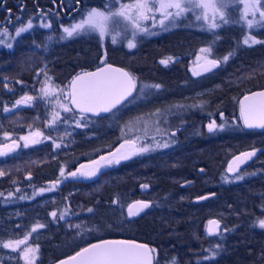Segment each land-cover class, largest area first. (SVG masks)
Segmentation results:
<instances>
[{"label":"trees","instance_id":"16d2710c","mask_svg":"<svg viewBox=\"0 0 264 264\" xmlns=\"http://www.w3.org/2000/svg\"><path fill=\"white\" fill-rule=\"evenodd\" d=\"M99 4L92 3L77 17ZM64 23L51 19L50 27L33 26L16 36L11 47H0V165L27 163L23 173L0 175V264H26L1 243L22 239L36 224L44 227L27 241L39 247L34 264H52L105 238L145 243L154 249L152 264H264L263 257L257 259L264 249L258 240L263 231L255 224L264 210L261 166L248 164L240 179L228 171L231 157L242 151V146L238 151L232 146L233 137L244 129L239 98L264 87V43L244 44V24L236 20L211 28L190 13L158 31L139 34L131 48L93 33L65 38ZM250 33L264 41V25ZM169 57V63H161ZM197 58L209 69L199 75L193 67ZM210 61L219 63L213 67ZM106 64L128 71L139 91L135 88L134 96L110 112L78 113L70 101L71 79ZM45 87L48 96L41 94ZM24 96L34 99L17 105ZM18 111L38 116L41 124L10 123L9 115ZM213 114L223 125L215 135L136 134H141L140 119L157 118L162 124L166 119L164 131L194 118L207 121ZM130 122L134 127L129 135L134 136L120 139V128ZM30 131L40 133L42 140L25 147L22 138ZM124 139L138 149L147 142L149 149L134 153V147L126 159L102 166L92 178L69 176L80 163L112 151ZM50 185L54 188L31 196L35 188ZM136 201L149 202V207L128 216V206ZM63 210L64 223L86 218L108 226L109 232L76 240L57 218ZM209 221H219L218 232L206 231Z\"/></svg>","mask_w":264,"mask_h":264},{"label":"snow or ice","instance_id":"6c2138e0","mask_svg":"<svg viewBox=\"0 0 264 264\" xmlns=\"http://www.w3.org/2000/svg\"><path fill=\"white\" fill-rule=\"evenodd\" d=\"M260 0H246L244 4V13L241 17L248 27L256 25H264V10L259 7ZM227 7L225 0H134L133 3L123 4L121 7L113 12L111 10L105 11L98 8H93L87 12V15L79 23L74 24L71 27H65L63 32L66 34L65 38L79 35L81 32L95 31L98 32L101 37L106 35L110 26L113 23H118L117 17L122 18L127 23L131 24L134 28L140 29L141 31H147V29L141 28V21L149 18L155 20V15H150L155 12L161 14L160 24H164L165 20H175L185 13L192 11H199V15L196 19L206 20L210 22L211 28H217L220 25L216 23L217 18L222 22L226 23V12ZM249 13H251L254 19H248ZM259 16V19L255 17ZM32 27L31 21L25 27H21L17 30L16 35L19 36L22 32ZM44 27H50L49 24H45ZM257 44L264 43V41L257 40L255 37H246L244 44ZM11 47V45H9ZM129 47H135L134 44L129 43ZM201 51H208L202 49ZM231 55V54H230ZM172 58L162 60L161 63L167 64ZM228 56L224 57L226 61ZM211 66L215 67L219 61H210ZM208 71V68L204 69ZM199 75V72H195ZM159 87V85H156ZM136 88V79L129 72L124 69L114 68L110 64H106L105 67L98 68L95 72H83L77 74V76L70 82L69 96L71 98V104L75 108L80 109V112H110L116 108L117 105L121 104L127 97L132 95V92ZM41 94L48 96L50 89L45 87L41 88ZM34 98L31 96H24L16 102L17 105L28 104ZM66 111H73L72 108H65ZM8 111V109H5ZM240 115L243 119L245 126L249 128H264V91L252 93L251 96H245L244 100L240 102ZM79 124V122L77 121ZM223 128V125H216L215 121L208 125L209 132L215 131L216 128ZM7 135V133L5 134ZM41 135L40 133L32 134L33 138L23 137L25 140V147L29 143H39L35 136ZM167 147V145H163ZM7 147V146H5ZM56 147H60L59 144ZM123 147V145H122ZM8 151H12V148H8ZM119 151V150H117ZM136 151L143 152L147 151L146 148L137 149ZM0 152V155H3ZM134 154V153H133ZM255 155V151L242 153L241 157L244 159L250 158ZM241 157H236L235 160L239 163L235 167L229 166V172H235L240 163L244 160ZM126 156H122L114 159H106L100 157L99 161H92L96 167L87 173H80L81 175L94 176L100 167L119 163L120 159H126ZM81 165V168H84ZM77 172H80L78 169ZM0 175H4L0 172ZM63 176V169L61 170ZM77 173H69V176H76ZM238 179L242 177H237ZM59 181H57L58 183ZM144 187H147L145 185ZM50 189H41L40 191H48ZM2 195V194H0ZM11 195V193H10ZM24 197H21L23 199ZM203 199V198H202ZM149 207V202L136 201L134 204L128 206V216H136L141 211ZM88 211H92L89 209ZM53 217H56V213H51ZM61 218H63L61 216ZM209 224L213 227L209 231H215L219 229V221H209ZM261 228H264V219L258 221ZM44 225L37 224L34 226L28 234L22 240L8 241L3 243V247L11 248L13 250L20 249L21 245H26L32 232H35L38 228H42ZM227 230V229H225ZM38 245L35 248L31 246H25L21 249L26 264H34L36 253L38 252ZM154 249L149 248L146 244H138L135 241H116L106 240L101 241L98 244H91L86 248L81 249L76 253L74 257H69V261L74 264H152L151 254ZM60 264H69L68 261H61Z\"/></svg>","mask_w":264,"mask_h":264},{"label":"rangeland","instance_id":"374dc122","mask_svg":"<svg viewBox=\"0 0 264 264\" xmlns=\"http://www.w3.org/2000/svg\"><path fill=\"white\" fill-rule=\"evenodd\" d=\"M133 2H134V0H130V1H127V2H122V1L118 0L116 3H114L111 0H105L104 3H100L97 6L93 5L92 7H89L84 12L83 15H79L78 17H76L74 19L65 20V23L62 24V31H63V29L65 27H71L74 24L79 23L82 19H84L86 17L87 12L90 11L91 9H93V8H98V9H102V10H105V11L111 10V11L115 12L121 7V5L130 4V3H133ZM225 2H226V5H227V7L225 8L226 20L233 19V20L238 21L241 24H244V28H245L244 38L253 37L251 35V33H250V30L253 27H257L258 25L254 24L253 27L249 28L247 23L244 20L241 19L242 15L244 13V4H245L246 0H225ZM261 3H263V0H260L259 7H260L261 10H264L262 8V6H261ZM188 13H190L193 16V18H196L200 14L198 10L197 11L188 12ZM150 15H155L156 19L153 20V19L149 18L147 20H143V21L140 22L141 23V28L147 29V31H141L140 29L134 28L131 24L127 23L122 18L117 17L116 19L119 22L118 23H113L110 26L109 32L106 35H104L103 37H101V35L98 32H95V31H88V32H81V33H93V34H96L102 40L106 39V40L110 41V44H112V45H117V43L122 41L125 44L126 47L130 48L129 47V43L133 44L134 37L135 36L137 37L139 35V33H147V32H151V31L154 32L153 29L158 31L159 26L162 25V24L159 23V20L161 19V14L159 12H155V13L150 14ZM42 16H43V14H40L39 16H35V18H33L32 20H28L27 22L25 21L24 23H21V22L19 23V21H16V22H11L9 25H7L8 27L7 26H5V28L1 27V29H0V47L7 48V47H9V45H12V42L14 41L15 37L17 36L16 35L17 30L19 28H21V27H25L28 24L29 21H31L32 27L33 26H44L45 24H48L49 19L48 18H45V19L43 18L42 19ZM248 19H254L252 17L251 13H249ZM255 19H259V16L257 15V17H255ZM174 21L175 20H171V19L165 20L163 26L167 27L169 25H172L174 23ZM199 21L203 25H205L206 27H210V22L209 21H206V20H203V19H200ZM220 22H221V20L219 18H217L216 23L219 24ZM151 28H152V30H151ZM62 36L65 37L66 34L64 32H62ZM32 59H33L34 63L39 62V59H34V58H32ZM196 62L199 63V65L203 64V61L200 60L199 58L196 59ZM136 89H137V87H136ZM138 91H139V88L137 89V92ZM137 92H136V95H137ZM133 96H134V94H133ZM8 120H9L10 123L14 122V123H25V124H28L32 120H34V121L38 122V125L41 124V121H39L38 116L32 115V114L26 116L24 113H21L20 111L11 113L9 115ZM137 121H138V119H135L134 122H137ZM165 121H166V119L163 121V124H162L161 121L159 119H157V118H154V119H140L139 123L137 124V127L139 128V131L141 132V134H139L137 132H136V134H138V136H140V137H143L144 135H153V134H156V133H160L161 134L163 132L165 134H168L169 131H170L169 128H166L163 131V127H162V126H165V123H164ZM133 127H134L133 122H130V124L126 125V127H124V129L120 128V131H119L120 135L118 137H120V139H122V138H125V137L132 136V135H129V134L132 133L130 130ZM34 133H38V132L30 131L27 134H25L23 137L33 138L32 134H34ZM142 133H146V134H142ZM34 138L38 139V140L39 139L42 140V136L41 135L35 136ZM133 140L135 141V139H133ZM12 141L13 140H10L9 142H12ZM14 143L18 144V140H14ZM23 144L25 145V140L24 139H23ZM29 144H32V143H29ZM134 147H135V151H134V153H135L136 150L138 149V144L136 143ZM124 148H122L120 150V157H122L123 154L126 152L124 150ZM142 148H146L147 150L149 149V146H148L147 142H144L142 144ZM132 149H133V147L130 148V149L128 148V153H131ZM242 153L243 152H241L239 154L236 153L235 155H233V157H231V159H230V165L235 167L236 164L239 163L238 161L235 160V158L239 157ZM118 155H119V153H118ZM118 155H115L114 157L118 158ZM250 159L251 158H247V159H243V160H244V162H246V161H249ZM244 162L239 164L238 169L234 172L235 173L234 176L240 177L241 175H243L245 173V172L241 171L242 172L241 174L236 175L237 174L236 172L240 168H243V166L245 165ZM26 169H27V163H26V161H23V160H22V162L20 161V162H16V163H13V164L11 163V164H2V165H0V172H3V173L6 172V173H9V174H20L19 171H21L23 173V171L26 170ZM237 177H235V178H237ZM52 188H54L53 185H50L49 187H47V189H50V190ZM41 189H46V188H43V187L35 188L32 191L31 196H35V195L41 194L42 193L40 191ZM43 192H45V191H43ZM65 215H66L65 214V210H63L57 216V218L63 223V226H64V228L66 230H70L71 231L73 237H75L76 240H78L80 238H81V240L82 239H87V238H89V237H91L93 235H95V236L105 235L107 232H109L110 228L108 226H98V224H93V223H91V221H89L86 218H79V219H76L74 221H66L64 223ZM61 216L63 218H61ZM36 225H33L31 227V229L34 226H36ZM212 227L213 226L210 225L209 222H208L206 224V226H205V229H206L207 232H210L209 229L212 228ZM24 237H25V235L23 237H21V238L23 239ZM22 239L18 238V239L5 240V241H3L1 243V245L3 246V243H6L8 241H17V240H22ZM26 245L27 246H31L27 242H26ZM26 245H21L20 249H19L20 250L19 252H17V250H13L11 248H7V249H10L11 252H16L17 255H18V259H20L21 262H25V259H24V256H23V253H22L21 249H23ZM56 249L58 250V247Z\"/></svg>","mask_w":264,"mask_h":264},{"label":"flooded vegetation","instance_id":"af4514ba","mask_svg":"<svg viewBox=\"0 0 264 264\" xmlns=\"http://www.w3.org/2000/svg\"><path fill=\"white\" fill-rule=\"evenodd\" d=\"M104 1L105 0H0V29L1 27L5 28V26L9 25L11 22H27L28 20H32L33 18H35V16H39L40 14H43L42 19H49L48 23L51 21V19H55L57 21L70 20L77 17L82 9L84 10L87 6H91L92 3H104ZM111 1L116 3L118 0ZM193 67H196L198 69L196 71L200 72L204 70L206 66L196 63L195 65H193ZM238 107V118L241 125L243 126L239 103ZM172 115L173 113L171 114V116ZM170 117L167 119L169 120ZM213 121H215L216 125L219 126L218 117L216 116V114L208 117L207 121L201 120L198 122L194 118L192 122H188L186 126L181 125L179 127H175L171 129L169 133L176 137L185 138L203 135L205 133L209 135H211L212 133L213 135H215V131L209 132L208 130V125ZM189 127H192L190 131ZM243 128L244 129L242 131H240L233 137L232 146L235 150H237L239 146H242L239 151L237 150L238 152H240L241 150L243 151V153L255 151V155L250 157L251 159L245 166H243V168H240V172L246 169V166L248 164H253L254 166L259 165L261 166L260 173L264 177V128H246L244 126ZM217 129H219V127H217L216 130ZM176 140H178V138H176ZM239 157H241V155ZM241 159L244 158L241 157ZM261 219H264V210L261 211V215L257 216L255 220V224H257V226L263 231L261 238L258 240L260 243H262V246L264 248V228H261L258 224V221ZM218 231L219 229L215 230V232ZM255 236H257V234H255ZM258 253L259 256H257V259L260 260L261 257H263L264 261V249L262 251H259Z\"/></svg>","mask_w":264,"mask_h":264},{"label":"water","instance_id":"95a60500","mask_svg":"<svg viewBox=\"0 0 264 264\" xmlns=\"http://www.w3.org/2000/svg\"><path fill=\"white\" fill-rule=\"evenodd\" d=\"M98 69V68H97ZM97 69H95V70H90V71H84V72H95ZM80 73H83V72H80ZM79 73V74H80ZM77 75H75L72 79H71V81L76 77ZM261 91H264V87H262V88H260V89H255V90H252V91H250V92H248V93H246V94H244V95H242L241 97H240V99H239V104H240V102L241 101H243L244 100V97L245 96H251V94L252 93H256V92H261ZM69 92H70V88H69ZM70 101H71V98H70ZM123 102V101H122ZM73 107H74V109L77 111V112H79V113H81L80 112V109H78V108H75V106L74 105H72ZM118 106V105H117ZM103 113H105V112H99L98 114L97 113H93V112H86V113H83V114H97V115H101V114H103ZM242 122H243V119H242ZM244 124V123H243ZM245 126V125H244ZM245 127H247V126H245ZM247 128H249V127H247ZM135 144L136 143H134V142H132V140H128V139H125V140H123V141H121L112 151H110V152H108V153H106V154H103V155H101V156H99L98 158H96L95 160H92V161H99L100 160V157H105L106 159H112V158H115L114 156L115 155H118V153H119V155H118V157H120V150L122 149V148H124V150L126 151L124 154H123V156L124 155H126V154H128V148L130 149V148H132L133 147V149H132V152H133V150H134V146H135ZM122 145H123V147H122ZM117 150H119V151H117ZM118 152V153H117ZM131 152V153H132ZM92 161H90V162H83V163H80L78 166H77V168L72 172V173H77V175H76V177H82V176H84L86 179H89V178H92L93 176H87V175H81L80 173H87V172H89V171H92L96 166L94 165V164H92ZM81 165H84L85 167L84 168H81ZM80 170V172H77V170ZM102 169V167H100V169H99V171ZM99 171H97L96 172V174L99 172ZM95 174V175H96ZM94 175V176H95ZM106 240H116V241H135L136 243H138V244H145V243H143V242H140V241H137V240H134V239H122V238H105V239H101V240H97V241H94V242H92V243H90V244H88V245H86V246H84V247H82V248H80L79 250H77L76 252H74L73 254H70V255H68V256H66V257H64V258H61V259H59V260H57V261H55L54 263H52V264H60V262L61 261H68L69 262V264H74V262H72V261H69V257H74L75 255H76V253L77 252H79L81 249H83V248H86V247H88L89 245H91V244H98V243H100L101 241H106ZM152 258V257H151Z\"/></svg>","mask_w":264,"mask_h":264}]
</instances>
